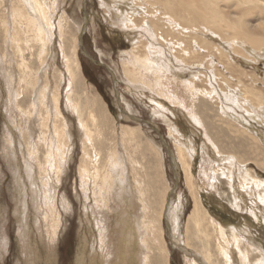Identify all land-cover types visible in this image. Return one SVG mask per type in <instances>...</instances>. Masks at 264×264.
<instances>
[{
    "label": "rangeland",
    "instance_id": "obj_1",
    "mask_svg": "<svg viewBox=\"0 0 264 264\" xmlns=\"http://www.w3.org/2000/svg\"><path fill=\"white\" fill-rule=\"evenodd\" d=\"M149 1L137 0L134 2V5L138 7L140 5L143 10H146V8L149 9L150 7ZM7 2L10 3L9 0ZM7 2L6 0H0V58L3 56L2 61H13L11 63L13 64V72L15 75L16 73L18 75V80L16 79V83L14 84V92H17L18 84L21 86L20 92H22L25 85L29 88L33 85V91H30L29 97L35 94L37 98L34 102L38 103L39 96L43 94L45 89V109L43 112L39 106L38 116L35 118L36 121L34 120L36 132L34 131V138H31V140L33 139L32 141L35 143L34 146L37 156L35 159L26 153L27 150L22 139V133L18 127L16 128L21 123L20 118H18L19 111L17 110L16 104L9 103L8 101L10 96V92H8L9 88L7 87L8 79L1 71L4 64L1 61L0 264H77V259H80L82 255L85 258L84 263L88 264L92 256L95 254V256L100 255L98 247L99 233L96 232L98 231L97 227L100 223L98 221V225L95 227L96 220L93 219L97 207H95L94 199L89 193L85 197L87 194L84 195L85 190L81 188V180L78 173L80 159L83 154L84 137L82 132L83 128L80 127L81 123L78 114L75 112L74 105L79 110H82L81 114L82 116L84 115L82 119L85 122L88 121L87 123L92 127L94 133L98 131L99 120L106 121L105 124L107 127L110 126L115 130L118 146L121 145L119 136L121 135L120 132H122V129L128 127V129H140L141 131L139 132L140 135L138 134L139 140L136 144L132 143L127 145V148L124 146L119 148V154L122 158L124 156L127 161L128 170L132 168L129 171L130 174L128 173L129 177H136L138 182L141 183L140 189L144 190L141 195V198L144 199L141 200L146 209L142 215L143 219L147 215L152 214V204L150 202L153 191L146 186L148 176H153L149 174L151 168H155V173L157 174V183L155 184L157 192H162L163 195L161 200L159 198L158 206H156L157 216L158 214L159 216L157 219L155 217L157 226L155 227L154 233L150 228L145 229L142 233V239L145 240L146 244L144 257L147 256L150 258L149 263L193 264L190 253H185V238L183 236L187 218L195 200L199 202L200 206L202 205L203 211L206 210L205 213L211 219L213 218L212 220L219 226L225 229L234 228L241 235V239H246L249 242L251 240V245L253 244V247L257 250L254 253H248L247 257L249 258H247V264L252 263L257 258H261V256H263L261 264H264V204L257 198L249 197L245 190L239 186L238 168L241 166L238 163H236L237 165L234 164L235 161L231 159V156H233V159L235 158L234 156H237L238 159L245 160L253 152L252 149H242L237 143L234 144V142L228 141L232 137L235 138L237 134H243L246 139H249L251 136L248 135L255 132L252 135L258 139L260 153L264 154V144L261 141V138L264 139V104L262 106L253 104L250 98L252 94L246 93L249 90L252 93H260L264 96V46L258 48L252 47L239 39H230V31L225 32L223 30V32H218L214 27L201 26L210 35H214V38L209 34L207 35L203 31L204 29L191 32L194 40H196L197 47L195 45L196 43H192L189 49H192L194 51L193 53H198L196 56L200 55L201 60L196 59L193 61L188 59V62H186L181 57L174 55L175 49L182 48L180 43L177 46L173 41L170 43L161 42V47L164 49L161 52L165 54V57L177 60L175 63L172 61L174 66H177V74L183 73L185 75L184 78L182 76L183 79L181 77L175 78L171 73H166L164 70L158 75L164 80L158 83L156 90L167 92L166 95H169V97L166 100L154 92L152 93L141 88L144 83L152 84L151 82L154 80L153 72L155 71L149 72L150 70H143L141 71L143 74L142 79L138 75L136 76L137 80L135 82L128 81L123 63L131 61L129 52L133 48L132 42L128 40V35L126 37L124 31L107 25L109 24L106 23L109 17L106 14L105 8L100 6L99 0H64V3L60 4L55 13L52 11L53 16L49 24L50 26H45L44 47L35 39L32 40L36 32L32 28H26L25 23H18V31L14 30L13 20L9 22V26H4V24L8 25L5 20L7 19V14H5L8 10L6 9L7 6L9 5L8 8L10 10L14 8L11 3L8 4ZM237 4V1L230 0L226 4L222 3L220 10L229 20H234L237 17H241L245 12L243 8L238 9L239 7H236ZM248 6L249 4L243 7ZM62 12H65L67 16V22H62ZM258 13L259 11L253 10L250 12L248 18L244 19L245 25L250 29L248 30L251 33L253 31H262L264 28V13L262 11ZM141 33L144 32L141 31ZM140 36L142 37V35ZM147 37L149 36H143V40L149 42L148 40L150 39L154 43H157L156 40H152L150 37L148 39ZM129 38L131 39L132 37ZM198 38L208 45V51L198 47ZM234 40L238 44H232ZM224 44H227V46ZM228 44H232L230 46L232 49L228 48ZM40 50L41 52L39 53ZM41 53L42 55H40ZM39 59H42L43 62L39 61ZM35 73L39 75L38 86H36V79L34 78ZM191 77H197V81L192 80L193 88L191 87L187 90L185 81ZM142 82L144 83L142 84ZM159 84L162 87L164 86V88H161ZM201 90L206 91L204 97H202ZM190 91L193 95L192 104H194L195 111L190 109ZM213 91L215 92L213 93ZM228 91L233 92L237 96L239 108L233 107L229 102L225 101L222 94H226ZM23 93L19 94V98L18 93L15 96H17V101H21L22 105L26 106L27 101L28 103L30 102L28 89L25 92L23 91ZM151 96L157 102L162 103L163 108H167L165 111L162 110V116L153 114L155 113V106L150 100ZM201 99L208 102L209 110L207 112L209 117L206 116V109L199 106ZM169 100H171V103ZM220 108L224 110L232 108L234 116L238 117V119L240 117L239 115L243 116L244 113H249L259 117V121L252 120L246 115L245 117L243 116L242 124L244 126L241 127L249 133L245 134V132L243 133L241 131L242 129L232 124L231 127L229 123L224 124L220 121L218 122L220 120V117H218ZM190 111L198 117L197 120L189 116ZM203 112L204 115L202 114ZM41 117L46 121L45 146H42L38 141L39 137L42 138L41 134H43V132L40 134ZM21 118L24 120L25 117L22 116ZM225 119L236 123L230 118L225 117ZM210 123H212L214 128L212 125L210 126ZM214 123H217L216 125H219V128L227 131L225 135L228 139L225 135L221 137V134H217V127H215ZM228 126L231 128H228ZM234 127L238 131L233 130L235 129ZM169 128H172L176 133L172 134ZM11 130H15L16 136L15 138H11L13 145L15 144V148H17L15 149V156L18 158L16 160L18 165H16L19 168L21 167V169L25 165L32 167L34 179L36 180L34 181L36 182V188L41 187L43 183L42 179L46 180L44 175L39 173L40 171L37 167L38 162L41 164L42 161H46L47 154L51 152L52 155L49 157L50 167L47 170L49 176L47 182L52 187L54 186L53 183L56 185L54 186L55 188H51L54 200L49 203L50 206L52 204V207H54L52 210L46 201L45 206L38 207L39 204L41 205V201L37 197L39 193L34 189V182L31 184L23 179L25 184L24 189L27 195L24 196L23 200L19 198L17 187L14 185L16 184L14 181L15 172L12 169V166L14 167V161L11 162L10 160L12 159L10 158L9 160L8 156L5 155L7 150H9L8 147H11L9 146L10 139L7 135V131L9 133ZM62 130L65 134L63 136L65 139V152L64 159L61 157L63 163H61V172L59 173V165L57 162L59 146L57 144L56 133ZM216 134L219 135V138H216ZM219 141L222 143L220 144ZM249 141L250 143H254L251 139ZM51 142L55 143L51 145ZM218 146L221 147L219 148ZM177 147H179L181 152H179ZM144 148L147 149L146 152L143 151ZM215 148L222 150V156L224 157L222 159L232 160V165H235L232 184L236 188L238 195L242 197V200L237 199L239 201V209L231 205L233 200L232 196H227V188L223 184L219 185L213 181V172H218L220 168L215 166L217 163L215 160L217 156ZM260 157L262 156L260 155ZM130 162L138 165L135 166L132 163L134 168ZM224 164V161L219 163L220 166ZM243 165H245V171H249L250 175L253 177L256 176L259 181L264 182V169L251 160L244 162ZM38 174H40V177ZM57 176L60 178V181L58 180L59 182L57 181ZM37 178L39 181H37ZM187 179L190 181L189 185L191 187L188 185ZM88 188L92 191L91 186ZM259 191L262 192V189L259 188ZM15 194H18V197ZM180 204H183V207H181L183 212L179 219L178 231H176L172 214ZM34 207H37V213ZM44 207H46L47 211ZM91 208L94 209V212L92 210L90 211ZM26 212L27 214H25ZM95 217L97 219L99 218L97 215ZM24 220L27 221L25 222ZM41 222L43 223L41 224ZM157 228H159V233L156 230ZM244 244L246 245L245 242H243ZM27 245L29 246V250ZM212 245L210 253L212 257L215 256L214 260L216 263L219 259L217 258L214 243ZM190 251L192 255H196L202 261V257L196 251ZM88 256L90 257L89 259ZM231 257L233 264H238L236 255L232 253ZM143 258L141 257V259ZM203 264L206 263L203 261Z\"/></svg>",
    "mask_w": 264,
    "mask_h": 264
},
{
    "label": "bare ground",
    "instance_id": "obj_2",
    "mask_svg": "<svg viewBox=\"0 0 264 264\" xmlns=\"http://www.w3.org/2000/svg\"><path fill=\"white\" fill-rule=\"evenodd\" d=\"M7 1L8 0H6V2ZM9 1H10L11 5L14 6V8L12 10H10L8 8L9 7L8 4H10V3H8V2H7L8 4L6 3V5H8L6 9H8V10L5 13V14H7V19H5V20L7 21L8 25L4 24V26L5 27L9 26L10 25L9 22L13 20L12 24H14V30L18 31L17 30L18 26H19L18 23L19 22L25 23L26 28H32L36 32L35 35H33V33H32V35L34 36V38L32 40L35 39L37 42H39L42 45V47H44V45H45V26H50L49 24H50L51 18L53 16L52 11H54V13H55L57 11V8L60 6V4L64 3V0H9ZM135 1H137V0H99V3H100L101 7L105 8V10L107 12L106 14H108L109 20L106 23H109V24H107V25H111L112 27L118 28V30L124 31V34H126V37L128 35V40H130V42H132L133 48L129 52L130 57H131V61H128L127 63H123L125 75L127 76L128 81L135 82L137 80L136 76H138V75H140L141 79H142L143 74L141 73V71H143V70L144 71L150 70L149 72L155 71V72H153L154 80L151 82L152 84L142 82V84L143 83L144 84L141 86V88L144 90H148L152 93L154 92L157 95L162 96L166 100L168 99L167 97H169V95H166L167 92H163L162 90H160V91L156 90V86L158 85V83L160 81L164 80L163 78H161L158 75L160 73H162L163 70L166 71V73H171L175 78H180V77L182 78V76L184 78L185 75L183 73L177 74V68H176L177 66L176 67L174 66V63L177 61L176 59L175 60H173L171 58L168 59L167 57H165V54L161 52V51H164V49L161 47V42L170 43L171 41H173L174 44L177 46L180 43L182 45V48H180L178 50L175 49L174 55L181 57L186 62H188V59H191L193 61L196 59L201 60L200 55L196 56V54H198V53H193L194 51H192V49H189V46L192 43L193 44L196 43V40H194V37L191 34V32H197V31H201L202 29H204L203 31L205 33H207V35L208 34L210 35V33H208L207 30L201 26H204V27L206 26V27H211V28L214 27L215 29L218 30V32H223V30L225 32L230 31L229 32V33H231V35H229L230 39H233V38L239 39L240 41H243L245 44L252 46V47L258 48V47L264 46V28L262 29V31H253V33H251L249 31L250 29L248 27H246L245 22H244V19L248 18L250 12L253 10L259 11V13L262 11L264 13V0H234V1H237V3H238L236 5L237 8L239 7L238 9H241V8L245 9V12L241 15V17H237L234 20H229L227 18V16L224 15L223 12L220 10L221 4L222 3L226 4L230 0H150L149 1L150 7H149V9L146 8V10H143L140 7V5H139V7L135 6L134 5ZM248 4H249L248 7H243V6L248 5ZM234 10H236V9H234ZM61 19L63 20L62 22L68 21L65 12H62ZM167 22H168V24H167ZM164 24L165 25L167 24L166 26H168V27H166ZM195 26H197V27H195ZM141 31H143L144 33H141ZM28 32L30 33V31H28ZM23 33H25V32H23ZM11 35L13 37L12 32H11ZM140 35H142V37ZM145 35L149 36L152 40H156L157 43H154L153 41H151L149 39V37H147L149 40L145 39V40H148L149 42L144 41L143 36H145ZM47 36H48V34H47ZM210 36L212 38H214V35H210ZM129 37H132V38L130 39ZM20 38H21V36H20ZM30 39H31V37H30ZM197 41H198V47L200 49L208 51V48H207L208 45L205 42H203L200 39ZM204 41H205V39H204ZM21 43H22V41H21ZM10 44H12V43H10ZM232 44H238V43L236 40H234L232 42ZM232 44H230V45L228 44L229 49H232V48H230V46ZM195 45L197 47V43ZM225 46H227V44ZM41 50L39 51V53L41 52ZM235 52H237V51H235ZM40 55H42V53ZM7 56H9V55H7ZM2 57L0 58V63L3 60ZM38 57H40V56H38ZM225 57H226V55H225ZM39 61L43 62L42 59L41 60L39 59ZM172 61H174V63ZM2 63H4V64H3V68H1V71L3 72L4 76L7 77V79H8V80L6 79L8 81L7 82L8 83L7 87L9 88L8 92H10V96L8 98V101H9V103L16 104L17 110L19 111V117L18 118H20L19 120L21 123H20V126H16V128L18 127L19 131L22 133V139L24 140L23 142L25 143V147L27 150L26 153H28L29 156H32L36 159L37 156H36L35 146H34L35 143H33V141H32L33 139L31 140V138H34V131L36 132V130L34 128V126H35L34 120L38 116V113H37L38 108L40 106V108L43 112L45 109V106H44V104H45V94H44L45 89H44L43 94H41L39 96L40 99H39L38 103L34 102V100L37 98V96H35V94H33L32 96L29 97L30 91H33V85L30 86V88L27 87V85H25L22 92H20L19 90H20L21 86L18 84L17 92H14V89H15L14 84L16 83V79L18 80V75H17V73L15 75V73L13 72V69H12L13 64H11V63H13V61L12 60L11 61L8 60V62L2 61ZM0 66H1V64H0ZM154 73H155V75H154ZM34 78L36 79V86H38L39 75L38 74L34 75ZM192 80L197 81V77H191L189 80L185 81V87H187L186 88L187 90L192 87V83H191ZM29 83H30V81H29ZM34 83H35V81H34ZM160 87L164 88V86L162 87L161 85H160ZM27 89H28V97L30 98V102L28 103V101H27L26 106H23L21 101H17V98H16L17 96H15V95H17L16 93H18V98H19V94H24L23 91L25 92ZM201 91H202V97H204V93L206 91H204V90H201ZM214 92L215 91H213V93ZM246 93L252 94L250 96V98H251V101L253 102V104L261 105V106H262V104H264V96L261 95L260 93H252V91H249V90H247ZM189 95H190V100H191V108L190 107L189 108L194 110V104H192L193 95H192L191 91L189 92ZM205 95H207V94H205ZM211 96H213V95H211ZM222 96H224L225 101L229 102V104H231L233 107L239 108L238 107L239 103L237 102L238 101L237 96L235 94H233V92L228 91V93H226V94L223 93ZM26 97H27V95H26ZM170 97H171V95H170ZM154 99L155 98L153 96H151L150 100L152 101V103L155 106V108H154L155 113H153V114H156L157 116H162V113H161L162 110L165 111L167 108L166 107L163 108V106H162L163 104L160 102H157V100L156 99L154 100ZM202 99H204V98H202ZM202 99H201V101H199V106L201 108L204 107L206 109V113H207L206 116L209 117L208 112H207V110H209L208 102H206ZM173 100H174V102H176L175 99H173ZM170 101L171 100H169V102ZM176 104H178V103H176ZM31 109H32V112H31ZM74 109L76 110L75 112L78 114L79 121L81 123V125L80 124L79 125L81 128H83L82 132H83V137H84L83 138L84 139V141H83L84 146L82 149L83 154H82V157L80 159V167L78 169L79 177L81 180V186H82L81 188H83L85 190L84 195L89 193L91 195V197H93L94 203L96 205L95 207H97V209H96L97 211H95V212H94V209H92L93 207L90 209V211L92 210V212H94V214L99 217L97 219V217H95V215L93 214L94 215L93 219L96 220L95 227H96V225H98V221L100 223V225L97 227L98 231H96L99 233L98 247H99V254L100 255L95 256L96 255L95 254L92 257L90 255L91 259H90L88 264H139V263H141V261H142L141 264H151V263H149L150 258L147 256L144 257V252L146 251V247H145L146 244H145V240L142 239V233L145 229H148V228H150V230L154 233L155 227L157 226V224L155 223V217L157 219L159 214L157 216V207L156 206H158L159 198L161 200V197L163 196L162 192L161 193L157 192V188L155 186V184L157 183V180H156L157 174L155 173V168L150 167L151 170H150L149 174H152L153 176H151V175L148 176L149 178H148V182H147L146 186L148 189H152V191H153L152 198L150 197L151 198L150 203L152 204V207H151L152 208L151 209L152 214L147 215V217L143 219L142 215H143V213H145L146 209H145V206L142 202V200H144V199L141 198V195H142L144 190L140 189L141 183L138 182V179L136 177L135 178L131 177V176L129 177L128 173L132 168L128 170L127 161L125 160L124 156L122 158L119 154V148H121L123 146L125 148H127V145H130L132 143L136 144V142L139 140L138 134L141 131H140V129H128V127L122 129V132H120L121 135L119 136V142L121 145L118 146V144L116 142L117 138L115 136V130H113L110 126H108L109 127L108 128L107 125L105 124L106 121L99 120L100 124H98V131L94 133V131L92 130V127H90L88 125V123H87L88 121L85 122L82 119V117H84V115L82 116V114H81L82 110L81 109L79 110L76 105H74ZM226 110H228V111L226 112ZM226 110H224L223 108H220V110H219L220 112L218 114L219 115L218 117H220V120H218V122L220 121L224 124L229 123L230 126L232 124L233 126L239 128V129H242L241 131H243V133L245 132V134L246 133L249 134L246 131V129H243V127H241V126H244L242 124V120L244 119L245 115L249 116L248 118H250L252 120H255L257 122L259 121V117L254 116V115L249 114V113H244V115H243L244 117L239 115L240 117L238 119V117L234 116V114H233L234 112H233L232 108H229ZM191 111L189 112V116L193 117L194 119L197 120L198 117H196L194 114H192ZM202 114L204 115V112ZM22 116L25 117L24 120L21 118ZM206 116H204V117H206ZM214 116H216V115H214ZM44 117H46V116H44ZM200 117H201V115H200ZM218 117L216 116V118H218ZM225 117L234 120L237 123V125L233 121L225 119ZM99 118H101V117H99ZM212 118H213V115H212ZM91 119H93V117H91ZM45 120H46V118H45ZM196 120H194V121H196ZM198 120H200V119H198ZM45 122L46 121H44V119L42 118V122L40 123V130H41L40 134L42 132H43V134H41L42 138L39 137V139H38L39 143L42 146H45V130H46ZM204 122H206V121H204ZM216 124H215V127H217V130H216L217 134H219V135L221 134L220 135L221 137L223 135L227 134L226 130L219 128L218 127L219 125L217 126ZM211 125H212V123H210V126ZM206 126L208 127V125H206ZM230 126H228V128L232 127V126L231 127ZM212 127H213V125H212ZM169 129H171L170 132H172V134L176 133L174 130H172V128H169ZM233 130H236V128ZM16 131H17V129H16ZM236 131H238V130H236ZM231 132H233V131H231ZM254 133H252V134H254ZM56 134H57V138H56L57 144L59 146V150L57 151V158H58L57 162L59 165L58 166V172L60 173L61 172V163H63L61 161V159L62 158L64 159V152H65V145H64L65 139L63 138V136L65 134H64L63 130L57 132ZM234 134H235V132H234ZM252 134H249L248 136H251V138H249V137L248 138L251 139L254 143H252V142L250 143L249 139H246L245 135H243V134H237V136H235V138L232 137L230 139H228L226 137V135H225V137L228 139V141L234 142V144L237 143L238 146H240L242 149H244V148H247V150L252 149L253 153L250 154V156L248 157L249 159L248 158H245V160L241 159V158L238 159L237 156H234L235 157L234 159H233V156H231V159L235 161L234 164L238 163V165L241 166L240 168H238L239 169V179H238L239 180V183H238L239 186L245 190V192L249 195V197L257 198L260 202H262L264 204V182L259 181L256 176L253 177L252 175H250L249 171H245V165H243L244 162L251 160L252 162L257 164L259 167L264 169V154L260 153V150H259L260 147H259L258 142H257L258 139ZM7 135H8V138L10 139L9 140V144H10L9 146H11L10 147L11 150L8 147L9 150H7V153L5 155L8 156L9 160H10V158L12 159V160H10L11 162L14 161L13 162L14 167L12 166V169L15 172L14 173L15 174V176H14L15 180L14 181L16 184H14V185H16V187H17V190L19 193V198H21V200H23L24 196L27 195V193H25V189H24L25 184L23 182V179L30 182L31 184H32V182H34L36 180L34 179L32 167H29L26 165L22 169H21V167L20 168L17 167L18 164L16 163V160L18 158H16V156H15L16 155L15 149H17V148H15V146H16L15 144L13 145V140L11 139V138L16 137L15 136V130L14 131L11 130L9 133L7 131ZM219 135H217L216 138H219L218 137ZM51 141H56V140H51ZM261 141L264 144L263 138H261ZM54 143L55 142H51L50 144L53 145ZM210 143H211V141H210ZM213 143H215V142H213ZM221 143L222 142H220V144ZM218 147L220 148L221 146H218ZM177 148L179 150V147H177ZM219 148H215V150H216L215 153H217V156L216 157L214 156V157L216 158L215 160L217 161L215 166L220 167V168L218 169V172H213V181L217 182L219 185L223 184V186H225L227 188V190H228L227 196H229V195L232 196V200H233L231 205L234 208L239 209V205H238L239 201L238 200H242V197L240 195H238L236 188H234V186L232 184L233 183L232 181L234 180L233 171H234L235 165H232L231 159H230L231 161H229V159L228 160L222 159L224 157L222 156L223 155L222 150ZM188 149H189V146H188ZM24 150H25V148H24ZM146 150L147 149L144 148L143 151L146 152ZM191 150H193V149L191 148ZM179 152H181V151L179 150ZM152 153H153V151H152ZM259 154L263 158L260 157ZM47 155H48L46 158L47 160L42 161L41 164L38 162V166H37L39 168V171H40L39 173L44 175V178H46V180L42 179L43 180V183L41 185L42 190H41V187L36 188L37 187L35 185L36 182L33 183V186L35 185L34 189H36L37 193H39L37 197H39L40 199L39 198L38 199L41 201V205L35 204V205H38V207L39 206H45L46 202H47V205L50 206L49 202L54 200L53 199L54 198L53 193L51 192V188H55L54 186H56V185H55V183H53L54 186L52 187L51 184L49 182H47V179L49 177L47 170L50 167L49 157H51L52 154L50 152ZM241 155H243V154H241ZM156 156H158V155L156 154ZM17 157H18V155H17ZM129 160H130V158H129ZM221 161L225 162V164L222 166L219 165V163ZM133 164H132V166L134 167L135 164L134 165ZM136 165H138V164H136ZM38 175L40 177V174H38ZM38 175H36V176H38ZM145 175H146V173H145ZM59 179H60L59 176H57V181ZM37 181H39V179ZM28 182H26V183H28ZM189 183H190V181L188 180V185H189ZM89 186L92 187V191L89 190V188H88ZM259 188L262 189V192L259 191ZM27 189H28V187H27ZM191 193H192V191H191ZM15 195H17V197H18V194H15ZM35 195H36V193H35ZM87 196H88V194L85 197H87ZM226 197H224V198H226ZM19 198H18V200H19ZM38 199H36V200H38ZM34 200H35V198H34ZM196 200H197V198H196ZM182 205L183 204H180L179 207L177 206V208L173 211V214H172V219H173V223L175 225L176 231H178V226L180 223L179 219H180L181 214L183 212V209L181 208V207H183ZM52 206L53 205L51 204V206H50L51 208L49 207L51 210H52V208H54ZM149 206H151V205H149ZM201 206L199 205V202L194 200L192 210H191V212L187 218V222H186V225L184 228V231H185L184 236H183L185 238L184 250H185L186 254L190 253V256L192 257L193 264H203V261L206 264H216V263L218 264V262H219V264H233L232 257H231L232 253L236 255L237 260H238V264H247L248 263L247 258H249V257H247L248 253H254V251L257 250L256 248L253 247V244L251 245V243H250L251 240L249 242V241H246V239L245 240L241 239V237H240L241 235L234 228L225 229V228L219 226L215 221L212 220L213 218L211 219L208 216V214L205 213L206 210L203 211ZM18 207H20V206H18ZM36 208H35V212L37 213ZM44 208L46 209V207H44ZM46 211H47V209H46ZM49 213H51V212H49ZM25 214H27V212ZM252 214H253V212H252ZM43 215H44V213H43ZM23 218L26 219L24 216H23ZM256 218H258V217H256ZM19 221H21V220H19ZM51 222H52V220H51ZM88 222H89V220H88ZM42 223L43 222H41V224ZM21 224H22V222H21ZM107 228H108V230H107ZM156 230H158V233H159V228H157ZM21 232H22V230H21ZM42 232H40V233H42ZM20 236H22V235H20ZM24 239H23V241H24ZM82 242H85V241H82ZM243 242H245L246 245L245 244L243 245ZM1 243H3V242H1ZM213 243L215 245V251L217 254V258L219 259V260H217L216 263L214 260L215 256L212 257V255L210 253V248H211V245ZM240 245H242L241 248H240ZM212 247H213V245H212ZM27 248L29 250L28 245H27ZM25 249H26V246H25ZM190 250L196 251V253H198V255H200V257H202V261L196 255H192ZM212 251H214V250H212ZM104 252H105V254H103ZM89 253H90V251H89ZM29 254L31 255V253H29ZM35 254H37V253H35ZM260 254H262V253H260ZM90 257L88 256V259ZM141 257L142 258L144 257V258L141 259ZM262 258H263V256H261V258H257L256 260H253V262L252 263L250 262V264H261ZM84 259L85 258L82 255L80 259H77L78 263L77 262L76 263L77 264H85ZM30 260H29V262H31Z\"/></svg>",
    "mask_w": 264,
    "mask_h": 264
}]
</instances>
